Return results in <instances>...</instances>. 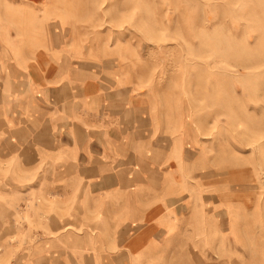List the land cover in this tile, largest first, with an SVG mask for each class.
<instances>
[{"label":"rangeland","instance_id":"374dc122","mask_svg":"<svg viewBox=\"0 0 264 264\" xmlns=\"http://www.w3.org/2000/svg\"><path fill=\"white\" fill-rule=\"evenodd\" d=\"M17 64L147 123L124 162L159 234H105L51 160L14 168ZM0 264H264V0H0Z\"/></svg>","mask_w":264,"mask_h":264},{"label":"crops","instance_id":"0c3cea01","mask_svg":"<svg viewBox=\"0 0 264 264\" xmlns=\"http://www.w3.org/2000/svg\"><path fill=\"white\" fill-rule=\"evenodd\" d=\"M31 69L14 65V168L31 169L36 159L51 160L50 175L75 177L70 187L76 194L73 205L97 209V220L88 222L114 224L105 234H159L160 220L152 215L163 203L150 197L157 190L153 178L140 175L139 169L127 172L124 162L133 158L131 151L137 156L139 149L147 148V123L110 119L108 97L95 92L94 80H86L85 88L69 87L62 76L54 80L45 72L47 65ZM149 153L150 164L156 151ZM59 180L58 192L66 190L64 177ZM112 215L118 220L109 221L106 216Z\"/></svg>","mask_w":264,"mask_h":264}]
</instances>
